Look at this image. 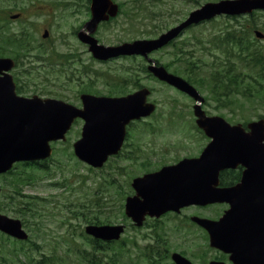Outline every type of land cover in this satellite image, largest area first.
I'll return each instance as SVG.
<instances>
[{
    "label": "rangeland",
    "instance_id": "1",
    "mask_svg": "<svg viewBox=\"0 0 264 264\" xmlns=\"http://www.w3.org/2000/svg\"><path fill=\"white\" fill-rule=\"evenodd\" d=\"M33 1L37 0L9 3L14 12L28 7L23 20L12 24V31L20 24H25L28 31L21 41L26 65H20L14 72L24 93L57 95L80 102V91L123 96L146 87L151 90L148 100L156 104V111L129 126L134 146L123 149L101 168L81 162L74 154L73 143L81 137L83 127V121L78 120L68 140L55 145L45 169L16 164L10 173L0 176V213L20 219L29 233V240L23 243L0 233V264H87L88 259L94 258L101 264H174L171 260L174 252L194 264H209L213 251L208 233L190 218L198 215L211 218V207L204 210L191 207L180 214L148 218L142 227L133 225L125 214L126 199L135 194L132 187L135 177L184 157L197 156L205 147L208 139L197 131L194 100L149 74L148 63L142 57L94 63L86 72L54 64L44 69L35 60L41 54L40 48L58 52L81 48L71 34L78 19L72 13H57L50 28L52 38L45 41L43 17L31 12L32 5L29 8ZM139 1L114 0L123 3L122 12L100 26L96 33L100 43L110 46L155 38L183 22L203 4L220 0ZM148 4L151 12L145 16L140 7ZM234 30L245 35V46H250L251 51L249 59L243 60L237 54L238 47L233 45L230 54L233 63L228 65V53L222 48L226 45H222L218 36ZM256 30L264 33V11L236 18L221 16L190 27L151 57L169 71L190 79L205 98L203 109L207 114L222 116L231 124L246 125L264 118V39L255 36ZM251 54L261 58L259 66L254 64ZM33 56L35 59H27ZM228 76L237 78L239 84H229ZM21 179L25 181L19 184ZM98 199L101 207L97 205ZM30 202L39 208L35 218L24 217L17 211L19 206ZM96 217L103 225L126 226L120 240L102 250L93 248L92 238L85 232L90 219Z\"/></svg>",
    "mask_w": 264,
    "mask_h": 264
},
{
    "label": "water",
    "instance_id": "2",
    "mask_svg": "<svg viewBox=\"0 0 264 264\" xmlns=\"http://www.w3.org/2000/svg\"><path fill=\"white\" fill-rule=\"evenodd\" d=\"M91 1L92 19L84 26L87 31L79 33V39L89 45L93 55L100 60L133 55L147 58L150 63L148 70L156 78L196 101L194 113L197 125L212 138L200 157L184 159L176 165L135 178L132 187L136 193L126 199V215L137 226H142L147 216L158 218L190 205L225 202L229 198L228 190L215 188L219 183V172L246 162H249L248 167L258 171L246 172L243 180L245 189L259 190L255 187L264 179V119L251 122L248 125L251 131L246 133L241 124L231 125L220 116H207L202 108L204 98L198 90L184 78L158 65L149 55L167 46L193 24L222 14L236 16L264 10V0L208 2L192 12L187 20L157 38L113 46L100 44L94 33L101 22L118 15L119 5L113 0ZM255 34L258 38L264 37L260 31ZM14 66L12 59L0 58V174L9 172L16 163L36 162L51 157V144L65 141L66 134L78 118L85 123L81 138L73 145L75 155L91 167L101 168L109 157L120 151L127 125L132 120L151 115L156 108L155 104L148 102V88L115 98L83 94V109L58 100L20 96L10 74ZM193 221L207 230L212 247L227 250V215L220 222L199 217H194ZM124 230V225L94 224L85 229L95 239L108 242L119 240ZM0 231L19 240L29 237L19 219L1 213ZM172 259L176 264H192L179 253H174Z\"/></svg>",
    "mask_w": 264,
    "mask_h": 264
},
{
    "label": "flooded vegetation",
    "instance_id": "3",
    "mask_svg": "<svg viewBox=\"0 0 264 264\" xmlns=\"http://www.w3.org/2000/svg\"><path fill=\"white\" fill-rule=\"evenodd\" d=\"M9 3L10 0H0V58H9L15 62L16 65L12 70V74L17 83L18 94L30 98L37 94L24 93L22 91L21 83H19V79L14 73L20 65H26L25 60H23L26 54H23L22 48L24 47L22 46L23 43L21 41L26 37L28 32L27 27L25 24H20V27L17 30L12 31V29H14L12 28V24H17V22L23 20L28 7H20L14 12L11 10ZM31 5L33 7L31 12H34L38 17H43L42 23H44V27L42 38L45 41L52 38L50 28L53 26L52 19L57 18L56 14L59 12L68 14L72 13L74 18L78 19L76 21L78 23L72 27L71 34L75 36L77 41L81 44V48L71 47L73 49L67 52H58L52 48H40L41 54L35 56L36 59L34 56L27 57L29 61L32 59L37 60V62L42 63L41 66L44 69L48 64H54L58 67L71 66L74 68V71L82 69L84 72L91 67V64L106 63L105 61L97 59L90 52L89 46L82 43L79 39V33L81 31H87L84 29V26L92 18L91 0H37L36 2L33 1V3L29 5V8ZM14 16L18 17L14 18ZM99 26H101V24ZM45 34H47V37H44ZM85 56H87V58ZM83 93L86 92L80 91L79 97H81ZM37 96L42 99L63 101L78 108L82 107L81 99L80 102H75L72 99L57 95ZM243 128L246 133H250L251 129L248 126H243ZM197 131L198 133H201L205 139H208L205 143L206 147L211 139L205 135L202 129L198 128ZM134 142L135 138L129 134V130L127 129L122 150L125 148H132ZM151 144L152 143H149L148 145L151 146ZM199 155L184 158H196ZM45 163H47V161L39 162L37 165L45 166ZM248 163L249 162L238 164L235 167L226 168L220 171L218 178L219 183L215 188L228 190L229 198L227 201L216 202L205 207L191 206L198 210H204L211 207L213 212L209 219L214 222H219L225 215H227V222L225 225L227 250L213 247V256L209 264H264V179L260 185H257L256 187L254 186L255 188H259V190L247 191L245 189V184L243 183L246 172L255 173L258 171V169L248 167ZM193 217L194 216H192L190 220L195 224ZM197 217L204 216L198 215Z\"/></svg>",
    "mask_w": 264,
    "mask_h": 264
},
{
    "label": "trees",
    "instance_id": "4",
    "mask_svg": "<svg viewBox=\"0 0 264 264\" xmlns=\"http://www.w3.org/2000/svg\"><path fill=\"white\" fill-rule=\"evenodd\" d=\"M137 1L140 2L139 0H137ZM121 6L123 7V3L121 4ZM140 8H141L143 13L145 12V14H143L145 16H148V13L151 12V8H150L149 4H148V6L144 5V6H141ZM140 8L138 10H140ZM156 28H157V26H156ZM219 36H218V39H219ZM220 38H221L222 45H224V44L226 45L225 47L224 46L223 47L225 48L226 52L229 55L234 50V48L232 46L235 45L236 47H238V50H239V53H237V54L240 55V56H243V60L245 58L249 59L247 56L250 54L248 51H251L250 50V46H247V47L245 46L244 40H245L246 37H245V35H243L242 32L236 31V30L230 31V32H226L225 35L223 37L221 36ZM215 42H217L216 39H215ZM252 56L254 57L253 60H252L254 62V64L259 66L261 64V58H259L257 56H254V55H252ZM228 58H229V56H228ZM232 63H233L232 60L229 58L227 60V64L228 65H232ZM230 72H231V70H230V68H228L227 69V73L229 74V76H230ZM229 76L227 77V80H228L229 84H234V85H238L239 84V81L237 80V78H232V77H229ZM188 80L190 81V79H188ZM24 181H25L24 179H21V180L18 181V183L20 184V183H22ZM19 191H20V189H19ZM97 205L99 207L102 206L100 204V200L99 199L97 200ZM38 209H39L38 206H36V204H34V202H30L29 204H26V205L24 204V207L19 206L17 211L24 217H26L27 215H30L31 217L35 218L36 214H38ZM97 219H98L97 217L96 218H91L90 219L91 220L90 223L91 224H96V225H103ZM91 241L93 242V248L95 250H102L104 248H108L109 245H110V242H102V241L94 240V239H91ZM21 243H23V242H21ZM87 264H101V261L99 259H97V258H94V259H91V260L88 259L87 260Z\"/></svg>",
    "mask_w": 264,
    "mask_h": 264
}]
</instances>
